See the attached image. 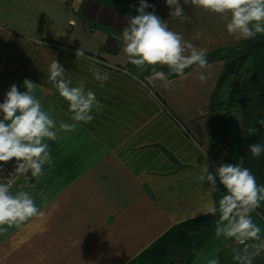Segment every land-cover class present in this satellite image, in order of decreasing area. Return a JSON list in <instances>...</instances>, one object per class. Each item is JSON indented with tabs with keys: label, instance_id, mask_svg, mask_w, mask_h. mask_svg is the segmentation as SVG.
I'll use <instances>...</instances> for the list:
<instances>
[{
	"label": "crops",
	"instance_id": "0c3cea01",
	"mask_svg": "<svg viewBox=\"0 0 264 264\" xmlns=\"http://www.w3.org/2000/svg\"><path fill=\"white\" fill-rule=\"evenodd\" d=\"M87 1L0 0V154L38 157L0 195V264H264V46L236 106L217 89L264 0ZM223 153L250 204L217 197Z\"/></svg>",
	"mask_w": 264,
	"mask_h": 264
},
{
	"label": "trees",
	"instance_id": "16d2710c",
	"mask_svg": "<svg viewBox=\"0 0 264 264\" xmlns=\"http://www.w3.org/2000/svg\"><path fill=\"white\" fill-rule=\"evenodd\" d=\"M264 46V37L260 36H253L243 42L241 46L237 47L235 50V57L232 59H229L227 62L224 64L223 71L218 79L217 83V89H221L222 86L227 83L228 81L230 82V90L228 92V99L225 101L227 105H230L231 107H234L237 105V93L239 92L238 87L239 85L237 84V80L239 76L241 75V69L243 66V63L245 62L246 58L248 57L249 53L251 52L252 49H257ZM235 110V109H234ZM225 115L219 116L214 118V136L213 140L218 139L221 141L223 147L226 149V144L224 143L225 136L227 135V130H228V121L225 119ZM224 149V150H225ZM225 153V152H224ZM223 153V162L221 164H216V166L219 167L220 170L234 174V166H233V161L230 159L227 154ZM232 163V164H231ZM214 174H213V188L216 192L217 197H222L223 195L226 196V191L229 189L227 184H224L220 181V177L218 172L215 169L214 166Z\"/></svg>",
	"mask_w": 264,
	"mask_h": 264
},
{
	"label": "built area",
	"instance_id": "2783aa9c",
	"mask_svg": "<svg viewBox=\"0 0 264 264\" xmlns=\"http://www.w3.org/2000/svg\"><path fill=\"white\" fill-rule=\"evenodd\" d=\"M4 133V132H3ZM2 133V134H3ZM232 138L228 135L225 137L224 143L230 144ZM38 164V157L26 156L21 159H7L0 154V195L3 191L10 187L13 181L21 174H25L33 170ZM215 166L216 171L219 174V179L222 183L227 184L228 190L224 197L225 203L223 207L225 209L233 208L241 203L250 204L248 198V190L242 189L237 185L236 176L232 173H226ZM236 224L235 231L238 234L243 233L246 223V217L243 212H237L235 216Z\"/></svg>",
	"mask_w": 264,
	"mask_h": 264
},
{
	"label": "water",
	"instance_id": "95a60500",
	"mask_svg": "<svg viewBox=\"0 0 264 264\" xmlns=\"http://www.w3.org/2000/svg\"><path fill=\"white\" fill-rule=\"evenodd\" d=\"M90 3H92V4H95L96 5V7H99V4L98 3H96L95 1H93V0H88L87 2H86V5L87 4H90ZM109 9V8H108ZM25 174H27V176L29 177V173H25Z\"/></svg>",
	"mask_w": 264,
	"mask_h": 264
},
{
	"label": "rangeland",
	"instance_id": "374dc122",
	"mask_svg": "<svg viewBox=\"0 0 264 264\" xmlns=\"http://www.w3.org/2000/svg\"><path fill=\"white\" fill-rule=\"evenodd\" d=\"M110 60L113 61V59H110ZM29 155H30V156H34V155H32V154H28V155H26V156H29ZM26 156H25V157H26ZM21 175H22V174H21Z\"/></svg>",
	"mask_w": 264,
	"mask_h": 264
}]
</instances>
